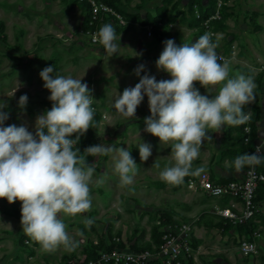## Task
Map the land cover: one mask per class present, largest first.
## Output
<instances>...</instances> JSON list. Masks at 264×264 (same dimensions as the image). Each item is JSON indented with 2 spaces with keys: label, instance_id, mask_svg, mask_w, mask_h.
Masks as SVG:
<instances>
[{
  "label": "rangeland",
  "instance_id": "374dc122",
  "mask_svg": "<svg viewBox=\"0 0 264 264\" xmlns=\"http://www.w3.org/2000/svg\"><path fill=\"white\" fill-rule=\"evenodd\" d=\"M189 1L120 0L116 3L119 10L113 7L115 12L106 9L94 17L90 0H0V100L6 103L3 110L9 115L4 126L14 124L34 132L37 117L52 107L40 72L54 66L61 75L83 79L96 101L92 107L98 114V126L81 153L89 146L114 144L131 151L139 168L129 190L119 186L110 156L87 157L90 165L96 164L94 179L107 177L103 185L91 186L92 208L88 213L62 217L70 234L81 241L71 252L63 248L52 253L41 251L39 244L23 234L21 203L0 199V264H68L72 258L77 262L113 244L115 236L129 247H144L154 241L156 221L165 219L192 223L203 244L197 264H264V203L253 227L262 232L257 252L243 254L239 245L244 231L228 227L213 212L222 198L189 187L191 176L179 186L160 180L159 172L171 163L167 159L171 149L144 131V120L151 116L147 96L134 119L115 115L113 108L117 96L139 83L140 77L171 79L156 67L165 41L173 39L179 46L211 32L214 40L219 37L218 55L231 61L234 72L254 79L256 99L243 111H251L250 121L256 130L264 131V0H214L213 9L208 0H200L192 8ZM209 9L210 15L219 12L217 19H223L214 25L212 21L196 23L195 19ZM143 20L150 22V34ZM106 23L121 37L117 40L121 53L112 58H106L103 47L92 39ZM141 64L145 71L137 76L135 70ZM195 87L208 95L199 83ZM25 94L27 106L21 109L19 98ZM239 129L226 126L221 133L210 132L212 144L203 143L193 168L203 167L215 181L238 174L229 158L236 151ZM140 142L152 146L146 162L140 159ZM158 158L160 169L153 168ZM84 218L94 220L90 228L82 223ZM79 231L83 237L77 235Z\"/></svg>",
  "mask_w": 264,
  "mask_h": 264
},
{
  "label": "clouds",
  "instance_id": "9594fccd",
  "mask_svg": "<svg viewBox=\"0 0 264 264\" xmlns=\"http://www.w3.org/2000/svg\"><path fill=\"white\" fill-rule=\"evenodd\" d=\"M213 37V33L205 32L195 42L179 46L173 39L165 41L156 67L171 79L157 81L155 76L144 75L113 103L115 115L134 119L147 96L151 116L144 120V131L171 149L167 157L171 163L159 172L160 180L170 186H179L186 177L205 171L203 167L193 168V162L200 157L205 141L212 144L210 132L247 125L253 116L243 109L256 99L254 79L233 71L231 61L216 51L219 37ZM92 39L103 47L106 58L121 53V44L117 43L121 37L111 23L102 25ZM143 71L145 66L138 65L135 74L140 76ZM40 77L50 92L52 107L37 117L34 132L24 126H4L9 115L3 110L6 103L0 100V199L21 203L23 234L39 244L41 251L52 253L63 248L71 252L81 241L70 234L62 217L88 213L92 208L91 186L103 185L107 177L94 179L96 164L90 165L87 157L110 156L119 186L129 190L139 168L131 151L114 144L89 146L81 153V137L98 126L91 90L83 79L61 75L54 66L41 70ZM197 83L208 95L201 94ZM27 102V95H22L19 107L26 108ZM244 130L250 132V128ZM138 147L141 161L146 162L152 146L140 142ZM262 149L264 144L254 154L238 155L232 161L235 170H254L264 163ZM159 160L153 168L160 169ZM82 223L90 228L94 220L84 218ZM77 235L83 237V232Z\"/></svg>",
  "mask_w": 264,
  "mask_h": 264
},
{
  "label": "built area",
  "instance_id": "2783aa9c",
  "mask_svg": "<svg viewBox=\"0 0 264 264\" xmlns=\"http://www.w3.org/2000/svg\"><path fill=\"white\" fill-rule=\"evenodd\" d=\"M93 16L106 9L113 12V6L104 0H90ZM121 17L120 14H117ZM219 12L210 15L205 19V23L217 19ZM200 17V16H199ZM147 34H150L151 25H147ZM250 128L246 132L245 128ZM242 153L254 154L261 144H264V131L257 127L256 136L252 137V126L250 122L242 127ZM260 155H264V149ZM237 156H234L233 160ZM256 166L254 170L244 168L233 178L215 181L207 171L199 176L189 178V187L201 190L211 196L223 199L213 206V212L218 218H222L224 223L231 227L239 225H249V231L244 230L243 238L240 241V251L243 254L257 252V240L262 232L259 228L251 229L255 226L257 215L261 212V204L264 197L258 196V190L264 183V172ZM156 223L161 224V220ZM160 241L153 244L152 248L133 249L125 244L119 236H115V244L109 248H103L97 252L96 256L76 262L75 258L69 259L71 264H188L195 262L199 253L202 252L203 244L201 237L194 230V226L189 221H170L160 227ZM97 244L98 241L96 240ZM123 244V245H122Z\"/></svg>",
  "mask_w": 264,
  "mask_h": 264
},
{
  "label": "trees",
  "instance_id": "16d2710c",
  "mask_svg": "<svg viewBox=\"0 0 264 264\" xmlns=\"http://www.w3.org/2000/svg\"><path fill=\"white\" fill-rule=\"evenodd\" d=\"M104 1H106L107 3H109L111 6H113L114 8H116L117 10H119L118 8H117V6H116V3L118 2V1H120V0H104ZM209 2H210V9H213L214 8V0H208ZM194 3H200V0H190L189 1V5H190V7L192 8L193 7V5H194ZM210 9L209 10H206V11H204V12H202V14L200 15V17H199V19H195V22L196 23H198L199 21H205V19H207L209 16H210ZM223 18H219V19H213L212 20V24L214 25V22H216L217 20H222ZM157 21V20H156ZM159 22V21H158ZM142 23L143 24H145V26L147 25V24H149L150 22H148V21H146V20H143L142 21ZM152 24V23H151ZM94 119H95V121L97 122V120H98V114H97V112H95V117H94ZM250 124H251V126H252V137H255L256 136V128H255V125H254V123H253V121L251 122L250 121ZM240 127V129H239V132H237V134L239 133V136H238V138H237V143L235 144V149H236V151H235V153H234V156H238V155H240L241 153H242V150H243V147H242V127L243 126H239ZM95 129H96V127L95 128H93V129H89L88 130V132L83 136V137H81V139H80V142H79V145H78V147H79V149L80 150H82V149H84L85 148V146L88 144V143H90V141H91V138L93 137V135H94V133H95ZM234 156H232L231 158H229V162H231L232 163V161H234L233 160V158H234ZM263 172H264V163H262L261 165H260V167H259ZM264 190V183H262L261 184V186H260V189L258 190V196L261 198H263L264 197V193H263V190ZM168 221H170V223H175V222H177V221H175V220H170V219H165L164 221H161V224H158V223H156L155 224V228H154V232H155V237H154V241L152 242V243H149L148 245H146V246H144V247H139V246H132V248L133 249H136V250H138V249H142V248H152L153 247V244H158L159 243V241H160V235H161V232H160V227L162 226V224H164V223H166V222H168ZM256 225V224H255ZM228 227H230V225H228ZM238 228H239V230H245V231H249V225H239V226H237ZM251 229H253V228H251ZM96 244V243H95ZM97 244H99V241H98V243ZM115 244V241H114V243L113 244H109V246H107L106 248H109L110 246H112V245H114ZM97 252V251H96ZM97 255V253H95V254H93V255H88V256H85V259H88V258H90V257H93V256H96ZM69 260V259H68ZM67 260V261H68ZM68 264H71V263H69L68 262ZM188 264H191V261H189L188 262Z\"/></svg>",
  "mask_w": 264,
  "mask_h": 264
},
{
  "label": "crops",
  "instance_id": "0c3cea01",
  "mask_svg": "<svg viewBox=\"0 0 264 264\" xmlns=\"http://www.w3.org/2000/svg\"><path fill=\"white\" fill-rule=\"evenodd\" d=\"M199 257V256H198ZM198 257H197V259L195 260V262H192V264H197V262H198Z\"/></svg>",
  "mask_w": 264,
  "mask_h": 264
}]
</instances>
